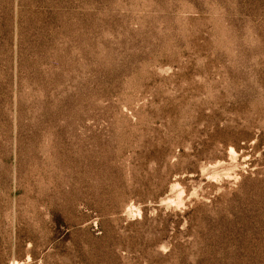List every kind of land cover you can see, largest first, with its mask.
Here are the masks:
<instances>
[{
  "label": "rangeland",
  "instance_id": "374dc122",
  "mask_svg": "<svg viewBox=\"0 0 264 264\" xmlns=\"http://www.w3.org/2000/svg\"><path fill=\"white\" fill-rule=\"evenodd\" d=\"M0 264H264V0H0Z\"/></svg>",
  "mask_w": 264,
  "mask_h": 264
}]
</instances>
